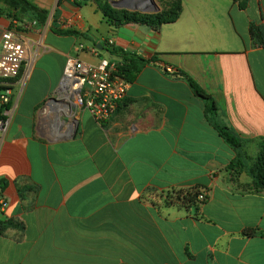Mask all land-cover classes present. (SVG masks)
I'll list each match as a JSON object with an SVG mask.
<instances>
[{"label":"crops","instance_id":"crops-1","mask_svg":"<svg viewBox=\"0 0 264 264\" xmlns=\"http://www.w3.org/2000/svg\"><path fill=\"white\" fill-rule=\"evenodd\" d=\"M29 1L44 25L0 2V42L13 30L28 50L0 127V264H264V46L252 36L264 0H177L179 17L160 28L113 25L94 0ZM121 54L147 63L100 124L59 92L65 64ZM179 191L205 200L168 205Z\"/></svg>","mask_w":264,"mask_h":264},{"label":"built area","instance_id":"built-area-1","mask_svg":"<svg viewBox=\"0 0 264 264\" xmlns=\"http://www.w3.org/2000/svg\"><path fill=\"white\" fill-rule=\"evenodd\" d=\"M75 5H83L92 0H68ZM113 41L109 42L112 45ZM81 45L78 51H84ZM91 54H96L97 48L88 49ZM28 57V50L24 40L13 30H5L0 42V127L6 125L8 115L7 105L11 103L12 86L22 74L24 63ZM118 63L104 59L97 65L88 64L78 57H69L64 68L63 79L59 92L69 101L83 106L94 119L106 123L113 116L118 105L125 99L128 83L118 73ZM172 72V68H166ZM199 201L205 197L200 195ZM8 203L0 199V212H3Z\"/></svg>","mask_w":264,"mask_h":264},{"label":"trees","instance_id":"trees-1","mask_svg":"<svg viewBox=\"0 0 264 264\" xmlns=\"http://www.w3.org/2000/svg\"><path fill=\"white\" fill-rule=\"evenodd\" d=\"M246 1V0H244ZM3 4H5L10 11L7 13V17L11 18L14 14V20L22 18L23 16H31L35 21H37L40 25H44L48 18V12L40 9L35 4L30 2L29 0H0ZM178 2V1H177ZM244 6L246 2L243 3ZM98 10L102 13L103 17L108 20L113 25L119 26L121 24L126 23H136L141 25H148L153 28H160L164 24H169L175 22L179 17L180 5L178 3V8L175 15L171 18H165L163 15H121L117 16V13L111 9H108L106 6L98 5ZM2 11L0 10V15ZM59 36H74L79 37L81 34L78 31L73 30H58L53 31ZM252 36L254 40H256L257 45L264 46V30L261 28H257L254 25L252 26ZM117 54V51H113ZM122 61L118 63V73L117 76L124 78L126 81L131 82L135 73H137L140 68L147 63V61L127 55L121 54ZM191 88L195 92L197 96L204 99L208 105L206 112L210 115H216L217 107L215 102L206 95L194 82L190 81ZM2 88H0L1 94ZM10 105H7L6 108L9 109ZM215 129L219 132L220 136L225 140V142L234 150L239 151L243 147V143L240 139H238L227 127L224 126H215ZM263 149L261 155L258 159V173L254 176V182L257 187L264 188V142ZM199 194H191L184 193L183 191H179L175 194V197H172V200L175 201H167L168 205L174 204L173 202H179L181 206L189 207L198 204ZM201 203L203 201H200ZM257 232L253 229H248L245 231L246 236H255Z\"/></svg>","mask_w":264,"mask_h":264},{"label":"rangeland","instance_id":"rangeland-1","mask_svg":"<svg viewBox=\"0 0 264 264\" xmlns=\"http://www.w3.org/2000/svg\"><path fill=\"white\" fill-rule=\"evenodd\" d=\"M115 1V0H94V3L96 4L97 8L98 5H102V6H106L108 9H111L113 11H115L117 13V16H121V15H137V16H144V15H158L161 14L163 15L165 18H171L175 15L177 8H178V2L177 0H154L158 6L159 12L158 13H144L141 11H133L131 9H117L114 8L111 5V2ZM105 44V43H103ZM102 44V45H103ZM96 46L94 45V43L91 44L90 48L87 49H94ZM87 51V50H86ZM99 53V49L97 48L96 54L98 55Z\"/></svg>","mask_w":264,"mask_h":264},{"label":"water","instance_id":"water-1","mask_svg":"<svg viewBox=\"0 0 264 264\" xmlns=\"http://www.w3.org/2000/svg\"><path fill=\"white\" fill-rule=\"evenodd\" d=\"M111 5L117 9H131L144 13L159 12L158 6L154 0H115L111 2ZM98 48L103 50L102 46Z\"/></svg>","mask_w":264,"mask_h":264}]
</instances>
